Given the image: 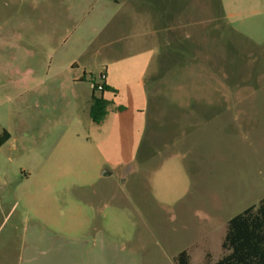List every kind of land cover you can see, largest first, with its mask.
<instances>
[{"label": "rangeland", "instance_id": "1", "mask_svg": "<svg viewBox=\"0 0 264 264\" xmlns=\"http://www.w3.org/2000/svg\"><path fill=\"white\" fill-rule=\"evenodd\" d=\"M253 2L0 0V264L223 254L264 197V38L229 15Z\"/></svg>", "mask_w": 264, "mask_h": 264}, {"label": "trees", "instance_id": "2", "mask_svg": "<svg viewBox=\"0 0 264 264\" xmlns=\"http://www.w3.org/2000/svg\"><path fill=\"white\" fill-rule=\"evenodd\" d=\"M91 80L88 115L94 123H101L108 114L112 102L105 98L104 92L112 90L104 78ZM118 110L123 107L118 106ZM10 138L6 129H1L0 146ZM223 254L213 263L206 264H264V197L257 204L250 205L229 218L221 241ZM176 264H189L186 250L175 256Z\"/></svg>", "mask_w": 264, "mask_h": 264}, {"label": "crops", "instance_id": "3", "mask_svg": "<svg viewBox=\"0 0 264 264\" xmlns=\"http://www.w3.org/2000/svg\"><path fill=\"white\" fill-rule=\"evenodd\" d=\"M238 7L239 6H237L236 8ZM229 15H240V20L234 24V27L238 31L243 32L244 22H248L251 20L253 21V25L250 23L251 27L248 26V23L247 26H245V29L247 27V30H250V32L244 31V36L249 38L251 41H254L255 37L258 35V32L257 35L255 34L256 30L258 29L262 32L261 36L264 38V0H254L253 6L246 7L244 10H233V12H230ZM26 264L33 263L31 262Z\"/></svg>", "mask_w": 264, "mask_h": 264}]
</instances>
